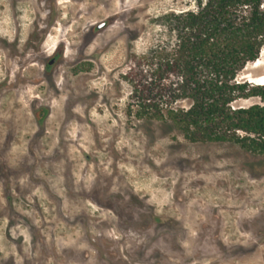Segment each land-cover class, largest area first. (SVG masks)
I'll use <instances>...</instances> for the list:
<instances>
[{
    "label": "rangeland",
    "instance_id": "1",
    "mask_svg": "<svg viewBox=\"0 0 264 264\" xmlns=\"http://www.w3.org/2000/svg\"><path fill=\"white\" fill-rule=\"evenodd\" d=\"M196 1L0 0V264H264V154L129 108L131 56Z\"/></svg>",
    "mask_w": 264,
    "mask_h": 264
},
{
    "label": "trees",
    "instance_id": "2",
    "mask_svg": "<svg viewBox=\"0 0 264 264\" xmlns=\"http://www.w3.org/2000/svg\"><path fill=\"white\" fill-rule=\"evenodd\" d=\"M160 20L162 39L131 56L130 111L191 141H232L264 154V84L238 78L264 45V0H197ZM251 96L260 102L233 105Z\"/></svg>",
    "mask_w": 264,
    "mask_h": 264
},
{
    "label": "water",
    "instance_id": "3",
    "mask_svg": "<svg viewBox=\"0 0 264 264\" xmlns=\"http://www.w3.org/2000/svg\"><path fill=\"white\" fill-rule=\"evenodd\" d=\"M105 25H106V21H103V22H101V23H99V24L97 25V28H102V27H104ZM245 78H246V80H247L248 82H251V81H249L250 79H254V78L251 77V76H246ZM251 83H253V81H252ZM253 84H254V83H253Z\"/></svg>",
    "mask_w": 264,
    "mask_h": 264
},
{
    "label": "flooded vegetation",
    "instance_id": "4",
    "mask_svg": "<svg viewBox=\"0 0 264 264\" xmlns=\"http://www.w3.org/2000/svg\"><path fill=\"white\" fill-rule=\"evenodd\" d=\"M55 56H56V55H55ZM51 59L53 60V59H55V57H52ZM47 66H49V65H47Z\"/></svg>",
    "mask_w": 264,
    "mask_h": 264
},
{
    "label": "bare ground",
    "instance_id": "5",
    "mask_svg": "<svg viewBox=\"0 0 264 264\" xmlns=\"http://www.w3.org/2000/svg\"><path fill=\"white\" fill-rule=\"evenodd\" d=\"M61 2H63V1H61ZM257 84H264V82L263 83H257Z\"/></svg>",
    "mask_w": 264,
    "mask_h": 264
}]
</instances>
